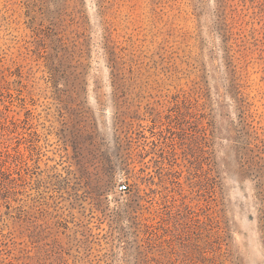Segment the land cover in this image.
<instances>
[{"label": "rangeland", "instance_id": "374dc122", "mask_svg": "<svg viewBox=\"0 0 264 264\" xmlns=\"http://www.w3.org/2000/svg\"><path fill=\"white\" fill-rule=\"evenodd\" d=\"M0 264H264V0H0Z\"/></svg>", "mask_w": 264, "mask_h": 264}, {"label": "built area", "instance_id": "2783aa9c", "mask_svg": "<svg viewBox=\"0 0 264 264\" xmlns=\"http://www.w3.org/2000/svg\"><path fill=\"white\" fill-rule=\"evenodd\" d=\"M121 190L123 191V192H125V191H127L128 190V185L127 184H122L121 185Z\"/></svg>", "mask_w": 264, "mask_h": 264}]
</instances>
